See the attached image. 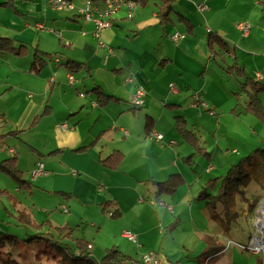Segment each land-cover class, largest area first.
I'll return each instance as SVG.
<instances>
[{"label":"crops","instance_id":"crops-1","mask_svg":"<svg viewBox=\"0 0 264 264\" xmlns=\"http://www.w3.org/2000/svg\"><path fill=\"white\" fill-rule=\"evenodd\" d=\"M71 1L76 8L84 3ZM130 1L132 14L120 6L105 17L109 25L96 36L92 18L80 16L76 8H55L48 0H0V36L26 47L24 55L0 53V133L6 134L0 150H6L5 158L16 157L29 184L26 189L0 178L6 194L13 184L17 192L7 199L11 205L0 202V214H9V208L29 214L36 209L46 217H30L34 223L46 222L42 231L53 236L54 226L70 228L72 239L64 240L75 245L74 238H83L95 260L116 246L131 258L155 250L159 264H180L184 251L190 259L201 253L198 246L210 240L213 225L198 230L199 189L194 186L202 176L193 169L194 179L186 177L191 169L182 158L190 150L174 118H186L193 131L186 114L198 108L192 122L215 132L222 123L244 125L249 137L241 151L232 149L237 155L262 144L264 123L257 120L262 132L251 116H245L246 124L240 120L239 98L224 72L230 60L213 55L206 38L208 32H217L227 46L233 45L229 57L233 54L244 72L249 71L246 75L264 85V16L261 24L244 12L247 0ZM243 20L249 26L246 32L237 25ZM175 32L182 36L173 38ZM36 50L43 57L37 71L31 69ZM66 58L80 65L67 66ZM138 86L145 89L143 103L134 105ZM194 96L206 100V111L212 114L202 112ZM255 129L263 139L250 141ZM154 131L162 134L161 140L151 136ZM215 141L219 156L211 154L214 165L208 168L228 170L234 157ZM117 151L122 153L117 167H105L102 160ZM38 162L43 173H35ZM172 173H180L184 183L172 193L157 195L155 182ZM185 214L191 219L183 226ZM8 222L1 217L0 232L7 231ZM183 229L188 237L182 236ZM210 248L206 245L205 251ZM52 257L55 262L50 264H57L59 257ZM13 259V264H28L25 257Z\"/></svg>","mask_w":264,"mask_h":264},{"label":"rangeland","instance_id":"rangeland-1","mask_svg":"<svg viewBox=\"0 0 264 264\" xmlns=\"http://www.w3.org/2000/svg\"><path fill=\"white\" fill-rule=\"evenodd\" d=\"M253 1L255 5L253 4ZM261 0H247L248 8H244V12H250L255 19H257V23L262 24V18L264 16V4L263 2H260ZM236 13V10L235 12ZM248 19V18H246ZM247 23L246 20L240 21L239 24ZM228 46L226 45V49L223 52V54L226 55L229 63L237 62L239 65L233 67V72L235 75H228L227 79L230 83H233L235 88V95L239 98V109L241 111L240 114V120L246 124L245 122V116L249 115L251 118L258 124V126L261 128V131L263 132L262 125L258 123L257 120L259 117H257L252 112L248 111V103L251 100L249 98V91H253L257 98L260 100L264 107V92L262 91H255L252 89L249 85H244L245 78L244 75H242L241 70V62L236 61L234 55L232 54L231 57H229V53H233V45H230L227 42ZM1 53V51H0ZM237 59H239V54L237 52ZM228 63V64H229ZM246 74H249L248 70H245ZM225 74V73H224ZM251 79L255 81L252 77ZM238 94H241V98L238 96ZM193 103L195 105H199V103H202L201 101L205 102L206 100L202 98H197L196 96L193 97ZM202 112H206L207 114H212L211 111H206L203 107H201ZM198 112V108L193 109L194 114H186L188 119V126L193 129L194 136L196 138L197 146L187 143L186 145L189 148L188 154H185L184 157L188 156V158H182V160L187 164L186 161H190L189 164L186 165V168H190L191 171L186 170V177L188 179L193 180L195 173L192 171L193 169H197V174L201 175L202 178L199 179L200 182L194 188H198L199 191L196 192V201L195 202V208L197 210V218L196 221L199 224L198 230H201L203 225H207V223H210L213 225L210 229L211 236L210 240L206 239L204 241V245H199L198 249L201 251H205L206 245H209L210 247L215 248L216 250L208 257H201L199 261L197 259H190L191 257L187 256L185 251L182 253L183 259L181 260L180 264H264V257H263V246L262 242L257 243L256 235L260 236L258 232L256 231V226L254 225V222H256V210L258 207V204L261 200H264V174L259 170L257 166H252L250 168L251 173V179L248 184L240 188V192H238L235 195V206L234 210L236 211V217L230 218L227 221L224 219L223 215L220 213V210L217 209L215 212L212 213V217L210 214V217H207V214L209 216V213H207L208 209L205 207L204 200L197 199V196L199 192L201 191L203 185L206 183L207 179L211 177L221 176L224 175L227 171L226 169H220L213 170L210 172L208 165H214L212 161L211 154L214 153V144H215V138L218 139L222 144L219 143V147L223 152H228L231 154V156L234 157V163H237V161L240 159L242 155H237L239 151L243 149V143L246 142V140L249 137V130L242 124H235L234 126H230L229 124L222 123V126L219 128L218 132H215V130L209 128V126L200 125V123L192 122L196 118V113ZM209 114V115H210ZM212 117V116H211ZM186 119V118H185ZM192 119V120H191ZM264 126V125H263ZM252 135L249 138L250 141L255 140H261L263 138H260L258 136V132L256 129L251 130ZM233 139V140H230ZM227 140H230L229 143H227ZM256 143V142H255ZM231 145V146H228ZM253 146L252 149H255L256 147H264V140L262 141V144L260 143V146ZM191 146V147H190ZM238 149L237 153L232 151V149ZM244 151V150H243ZM6 150L2 149L0 150V160H2L4 157ZM233 154H232V153ZM250 151L247 150L243 155L248 154ZM209 153V155H208ZM215 157L219 156V153H214ZM190 159V160H189ZM0 178H6L9 181H13L14 183H18L14 178H12L9 174L6 172L1 171ZM188 180V181H191ZM198 180V181H199ZM15 184L7 188L8 194L0 193V202L4 201L7 202L9 205L12 204V201H9V194L11 196H16L17 192H15ZM201 187V188H200ZM3 186L0 185V190H2ZM28 189V188H26ZM29 191V190H26ZM19 196V195H17ZM11 198V197H10ZM13 200V199H10ZM8 206V205H7ZM26 206V205H25ZM30 208V206L28 205ZM31 209V208H30ZM29 211V210H28ZM40 211H37L36 209H31L30 214L33 215L38 221L44 219L46 216H43ZM209 212V211H208ZM9 214H7L5 211L0 214V219L4 221H10L8 222V228L7 231L13 234H16L19 236L20 239L26 238L29 234L36 232L37 230L35 228H29V230L25 229V227H17L15 226V215L16 212L11 210L9 208L8 211ZM60 213V212H59ZM205 213V214H204ZM12 214V215H10ZM62 214V212H61ZM191 219L190 214H185L184 221L182 225L184 226L187 221ZM14 221V222H12ZM38 230H41L39 232H42L44 230L43 228H39ZM54 230V229H53ZM55 231V230H54ZM183 237H188L186 230H182ZM53 237L56 238V231L52 232ZM201 234V233H200ZM204 236H208L207 234L203 233ZM202 235V234H201ZM44 236H49L44 234ZM57 239V238H56ZM72 239V238H71ZM69 240V241H68ZM63 240L66 241L70 246H72L75 249V245H73V240ZM18 247L12 248V257H25L28 260V264H50V262H55V260L52 257V249L49 247H46L44 243H36L32 242L29 244H26L24 242H21ZM75 244V243H74ZM61 245V244H60ZM260 248L259 251L250 248ZM54 249V248H53ZM186 250H189L190 247L186 246ZM46 250L47 252H45ZM55 251V249H54ZM197 252V253H200ZM154 252L157 254V256L160 258L161 263V256L160 254L155 251H147L141 253V255L135 253L131 260L128 261V264H147L143 261L142 257L143 255ZM47 253V254H45ZM198 255V254H196ZM195 255V256H196ZM57 262V261H56ZM158 263V264H159ZM13 264V263H11ZM54 264V263H53ZM58 264V263H57ZM176 264V262L174 263Z\"/></svg>","mask_w":264,"mask_h":264},{"label":"trees","instance_id":"trees-1","mask_svg":"<svg viewBox=\"0 0 264 264\" xmlns=\"http://www.w3.org/2000/svg\"><path fill=\"white\" fill-rule=\"evenodd\" d=\"M86 1L87 0H84L82 7L85 5ZM88 1L91 4L103 7L105 0ZM260 2H263L264 4L263 0H261ZM80 16L85 17V15L83 14H80ZM103 18L106 19L105 17ZM185 21L187 22V20ZM224 41L225 40L217 32L210 31L207 33L206 42L212 49V54L217 55L218 58L221 59V61L224 60L225 56V54H223L226 49V43ZM24 46L20 44L18 46H15L8 38L0 36V51H6L13 55H24L26 54V47ZM42 61L43 57L37 50L34 51L31 62V69H35L36 71L39 70L42 65ZM64 63L67 66L69 65L70 67L80 65L78 64V62H73V60H70L68 58L65 59ZM238 65L239 64L237 62L229 63L225 66L224 72L228 75H235V73L233 72V67ZM241 70L242 75H244L245 78L244 85H249L255 91L264 90V85L261 82L253 81L251 77L246 75L242 67ZM248 94L249 98L251 99L248 103V111L255 114L264 123V107L262 103L253 91H249ZM103 96H105L104 98H107L105 94H103ZM1 117L2 113L0 112V119ZM174 127L185 142H189L195 145V147H198L193 131L187 128L185 119L182 116H176L174 118ZM150 134L152 136V133ZM5 135L6 134L4 133H0V148L4 145L2 139ZM188 156L184 158H188ZM121 159L122 153L117 151L112 152L108 157L104 158L102 162L103 165L107 168H116ZM16 160L17 159L15 156H10L0 160V170L6 172L12 178H14L18 182L19 187L28 188L29 184L23 177L22 171L17 167ZM186 162L187 164H189L190 161ZM252 166H257L259 170L264 174V147H256L248 154L241 156L237 163L231 164L226 173L221 177H213L208 179L199 192L197 199L204 200L205 207L211 214L219 209L220 213L223 215L226 221L227 219L229 220L230 218H235L236 211H232L234 210L233 208L235 206V195L240 192L241 187L249 183L251 179L250 168ZM155 183L158 187L157 195L162 193H172L178 186L184 183V178L180 173H172L165 180ZM0 193L6 192L5 190H2L0 191ZM9 197L12 196L9 195ZM15 218L17 219L18 224H21L26 228H35L37 231L31 234L28 233L29 235L24 239H20L19 236L8 231H1L0 264L13 263L14 259L12 257L11 249L18 247L20 244H22L21 242H24L26 244L32 242L44 243L46 247L52 249V256L59 257L57 260L58 264H120L122 261L128 262L132 259L131 257L122 254V252L118 248H116V246H111L105 249V252L100 260H95L94 258H92L91 254L86 251V249H88V243L83 238H74V243L77 250L69 247L65 241L63 243L64 239L68 237L71 238L72 233L70 228L66 226H54L53 229L56 231V234H58V237H56V239L51 235L44 236V234H48L44 231L39 232L41 230L38 229L46 223L45 221L41 223H34L30 217V214L26 213L23 210L16 211ZM53 248L55 249V251ZM210 249L214 250L213 248ZM211 250L208 249L206 251H203L202 253L196 255L195 259L199 261V259L203 256L208 257L210 255L209 251ZM44 251L47 252L46 250Z\"/></svg>","mask_w":264,"mask_h":264},{"label":"built area","instance_id":"built-area-1","mask_svg":"<svg viewBox=\"0 0 264 264\" xmlns=\"http://www.w3.org/2000/svg\"><path fill=\"white\" fill-rule=\"evenodd\" d=\"M48 2L50 3L51 6L55 8H66V9L75 8L74 4L69 0H48ZM122 5H125L127 7L128 15L130 16L133 11V8H132L133 4L130 0H105L103 7H99L97 5L91 4L87 0L83 7L77 8V11L80 14L85 15L86 18H92L95 24L94 34L96 36H99L100 30L104 28L105 26L109 25L108 20L104 19L103 17L109 16ZM94 14H98V16L92 17ZM238 27L244 32H246L249 26L247 23H243V24H239ZM178 36H182V35L175 32V34L173 35V38L176 39ZM68 79L69 81H71L73 79V75L69 74ZM144 93H145V89L143 88V86H138L136 89L135 95L132 99V102L134 105H141L143 103ZM80 95H82V93ZM200 105L206 110H208V105L206 102H202L200 103ZM152 136L155 137L156 140L162 139V134L159 132H152ZM43 172H44L43 165L41 162H38L37 170L35 171V173H43ZM63 211H66V208H63ZM126 236H128L130 239L135 241L134 234L127 232ZM90 247H91V244H88L87 248L90 249ZM249 247L252 248L251 246ZM252 249H255V248H252ZM255 250L259 251L260 248H256ZM263 252H264V249H263ZM263 257H264V254H263ZM142 259L147 264H158L160 262V258L154 252H150V253L143 255ZM120 264H128V262L122 261Z\"/></svg>","mask_w":264,"mask_h":264},{"label":"bare ground","instance_id":"bare-ground-1","mask_svg":"<svg viewBox=\"0 0 264 264\" xmlns=\"http://www.w3.org/2000/svg\"><path fill=\"white\" fill-rule=\"evenodd\" d=\"M256 222H254V225L256 226V231L258 232V235H256L257 243L262 242V248L264 249V200H261L258 204L257 210H256Z\"/></svg>","mask_w":264,"mask_h":264}]
</instances>
